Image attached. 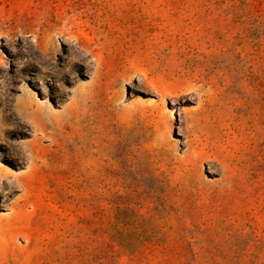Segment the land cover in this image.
<instances>
[{
  "label": "rangeland",
  "instance_id": "374dc122",
  "mask_svg": "<svg viewBox=\"0 0 264 264\" xmlns=\"http://www.w3.org/2000/svg\"><path fill=\"white\" fill-rule=\"evenodd\" d=\"M0 264H264V0H0Z\"/></svg>",
  "mask_w": 264,
  "mask_h": 264
}]
</instances>
